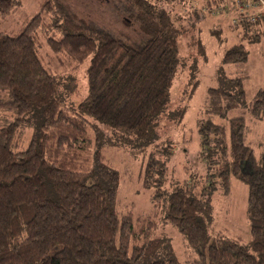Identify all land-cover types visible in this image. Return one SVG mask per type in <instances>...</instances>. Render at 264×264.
Instances as JSON below:
<instances>
[{
    "label": "trees",
    "instance_id": "obj_1",
    "mask_svg": "<svg viewBox=\"0 0 264 264\" xmlns=\"http://www.w3.org/2000/svg\"><path fill=\"white\" fill-rule=\"evenodd\" d=\"M94 2L117 25L106 23L104 15L94 18ZM19 3L0 0V17ZM188 3L45 0L17 35L0 32V92L11 96L0 101V111L15 115L0 128V264H178L157 235L167 226L196 249L190 264H264V145L256 160L246 143L244 115L264 117V89L249 102L242 88L209 89V99L217 102L206 106L208 115L237 113L227 123L208 117L200 124L203 175L169 178L174 146L161 141L157 130L165 114L170 120L185 114L181 109L171 115L167 108L184 59L180 47L188 28L179 12L182 5L192 6ZM259 23L240 21L242 32ZM42 24L62 36L47 39L43 57L36 43ZM50 54L56 59L66 54L75 67L91 57L88 96L76 109L63 106L67 88L45 66ZM247 56L238 43L224 61L243 62ZM27 129L29 145L17 151ZM107 144L144 153L141 184L150 191L152 213L134 217L117 211L119 173L104 161ZM233 176L248 185V243L211 238L206 227L214 191L229 194Z\"/></svg>",
    "mask_w": 264,
    "mask_h": 264
},
{
    "label": "rangeland",
    "instance_id": "obj_2",
    "mask_svg": "<svg viewBox=\"0 0 264 264\" xmlns=\"http://www.w3.org/2000/svg\"><path fill=\"white\" fill-rule=\"evenodd\" d=\"M45 0H20L6 17H0V32L17 35L42 8ZM189 5H182L183 23L188 28V34L181 40L180 53L184 57L171 88V99L167 112L174 115L176 110L185 109L182 119H168L167 114L162 117L157 134L161 141L171 142L174 146L173 154L168 161L169 178L176 181L189 178L193 174H204L202 159V139L200 124L208 117L216 123H227L237 111L232 110L227 117L219 114L206 113V106L216 103L209 99V89L236 93L241 88L245 92L247 102L254 95L264 89V21L246 33L242 26L234 22L236 14H224L218 4H206L203 0H189ZM97 2L90 6L92 16L100 18L115 26L111 14L102 9ZM176 6V5H175ZM206 17L195 14V8ZM81 8V7H80ZM178 10V7H176ZM193 11V12H192ZM52 16V15H51ZM46 21L52 18L47 16ZM98 20V19H97ZM194 25L193 27L191 25ZM255 24V23H254ZM183 25V24H182ZM118 25L116 28H122ZM256 28V29H255ZM37 50L43 57L45 49L48 51L47 39L62 36L55 30L43 29V24L37 29ZM194 40V41H193ZM194 42V44H193ZM238 43H242L248 53L243 62L228 63L224 61L225 52ZM201 44V45H200ZM49 64H45L48 71L63 79L67 89L62 88L64 108L76 109L88 96L87 74L91 63L89 57L82 65L75 67L74 62L66 55H51ZM47 59V58H46ZM43 61V59H42ZM242 82V85H239ZM69 86V87H68ZM11 96L0 92V101H9ZM246 118V143L251 148L255 159L260 160L264 145V117L256 119L249 113ZM15 120L13 112L0 111V128ZM105 128H109L108 126ZM108 135L111 129H106ZM21 142L16 146L17 151H24L30 142V132L25 130ZM104 161L119 173L117 190V211L120 215L131 212L134 217L145 216L155 210L150 191L142 187L141 170L144 153H138L127 147L105 145L103 148ZM248 185L238 177L231 178L230 192L223 195L214 191L212 196L214 211L206 221L211 238L232 240L238 237L243 243L250 238V225L247 217ZM158 216L160 214L158 213ZM165 241L164 248L172 249L178 264H190L197 255L176 227L167 226L164 233L157 234Z\"/></svg>",
    "mask_w": 264,
    "mask_h": 264
},
{
    "label": "built area",
    "instance_id": "obj_3",
    "mask_svg": "<svg viewBox=\"0 0 264 264\" xmlns=\"http://www.w3.org/2000/svg\"><path fill=\"white\" fill-rule=\"evenodd\" d=\"M227 5H219L223 13L229 14L234 12L236 17L234 22L246 20L251 23L264 21V0H227Z\"/></svg>",
    "mask_w": 264,
    "mask_h": 264
}]
</instances>
